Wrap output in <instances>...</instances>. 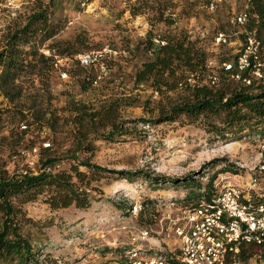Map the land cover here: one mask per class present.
Returning a JSON list of instances; mask_svg holds the SVG:
<instances>
[{
	"label": "rangeland",
	"instance_id": "obj_1",
	"mask_svg": "<svg viewBox=\"0 0 264 264\" xmlns=\"http://www.w3.org/2000/svg\"><path fill=\"white\" fill-rule=\"evenodd\" d=\"M49 1L0 0V49L8 31L23 26L40 4L45 6ZM139 1L141 8L136 16L130 13V4L135 0L54 2L49 21L58 33L40 47V52L49 45L62 47L69 42L75 55L103 49L116 54L107 57L103 73L101 66L84 70L72 58L59 60L47 77L30 75L19 79V101L11 104L0 98V108L10 111L0 124V159L8 161L10 169L25 168L28 147L34 144L40 148L46 142L53 145V153L61 159L59 168L68 169L74 163L66 153L72 145L67 123L69 101L95 109L111 97L139 94V101H143L150 91L143 85L134 88L133 76L145 59L136 47L150 30L162 36L173 31L187 32L205 48L210 68L215 70L221 60L232 59L241 50L243 38L234 17L245 9V0H169L174 8L165 15L171 13L176 19L173 27L154 23V11L142 5L167 0ZM212 2L215 9L209 11L207 7ZM219 33L226 35V43L215 42ZM61 71L66 73L64 79L59 75ZM86 79H95L96 83ZM18 110L25 119H20L19 114L11 117ZM44 113L46 117L55 113L60 118L56 132H49L46 118L40 123L44 125L42 130L34 122L32 114ZM120 114L131 121L149 117L140 106L123 108ZM26 121L30 124L28 133L19 137L17 127ZM130 127V136L114 142L93 141L92 148L78 152L77 157L106 170L130 171L135 174L131 182L115 174L96 175L99 180L91 184V205L85 210L71 206L53 211L42 198L23 207L29 222L23 223L21 234L31 245V264H127L125 254L132 247V237L141 229L163 236L165 229L170 232L167 217L175 218L176 209L189 205L204 192H216L214 184L219 179L236 185L247 182L250 170L258 164L264 141V135L255 134L217 139L200 125L180 122L137 123ZM37 157L31 156L30 161ZM32 168L37 171V163ZM79 170L90 173L84 167ZM243 256L242 264H264L263 256L257 258L256 249L245 248Z\"/></svg>",
	"mask_w": 264,
	"mask_h": 264
},
{
	"label": "trees",
	"instance_id": "obj_2",
	"mask_svg": "<svg viewBox=\"0 0 264 264\" xmlns=\"http://www.w3.org/2000/svg\"><path fill=\"white\" fill-rule=\"evenodd\" d=\"M55 1L50 0L45 6L40 4L36 11L28 16L23 26L8 31L4 37L0 49V98L11 104L22 97L20 78L30 75L47 77L55 70L58 60L68 58L74 60L75 52L70 50L73 44L69 42L64 43L62 47L58 44L49 45L47 49L52 52L51 56H45L40 52V47L58 33V28L49 21ZM171 4V1L167 0L156 1L152 5L145 2L142 5H145V8L150 6L149 9L154 11V23L173 27L176 19L171 13L165 15L166 11L174 8ZM247 4L249 20L245 25L246 29L249 31L255 29L256 35L260 37L264 31V0H248ZM130 8L132 16L139 14L140 1L135 0L130 4ZM253 15H257L258 19L253 18ZM154 40L164 44H156ZM76 41L78 42V38ZM136 50L142 51L145 59L134 73L133 85L134 88L143 85L150 94L141 102L139 94L111 97L96 109L80 102L69 101L67 123L70 124L72 145L66 153L74 163L68 169L59 168L61 159L53 153V145L47 149L39 148L36 174L34 171H29L26 175L17 174L7 166L10 164L8 161L0 159V264L33 262L31 245L21 234L23 223L29 222L23 209L25 205L42 198V202L53 211L71 206L85 210L91 205L90 192L93 191L91 184L99 180L96 175L104 172L115 174L119 179L132 181L135 174L130 171L106 170L88 161L78 160L77 153L90 150L93 141L114 142L116 138H126L132 133L130 125L134 127L137 123L197 124L217 139H226L229 136L245 138L252 134L264 135V84L243 87L229 81L220 68L222 63L231 61L236 56L220 61V67L216 69L219 79L217 86H213L208 80L212 73L208 53L198 39H192L185 31H173L162 36L154 35L150 30L145 39L137 45ZM106 61L107 58H104L97 65L87 68H82L74 62L79 68L90 70L101 64L106 66ZM86 80L90 84L95 81ZM33 82L30 80L29 84ZM44 86L48 89L46 83ZM131 106L142 107L149 117L138 121L122 119L120 113L123 108ZM6 114H10V111L0 108V124ZM16 114L20 115V119H25L19 110L17 113L12 112L11 117H15ZM32 116L34 122L41 125V130L44 125L40 123L46 118L44 122L49 132H56L60 118L55 113H49L48 117L46 113ZM26 125L30 126L27 121ZM27 133L28 130L21 131L18 125L19 137ZM33 147L34 144L28 148ZM55 167H58V170L53 174L44 171L46 168ZM80 167L88 169L90 173L80 171ZM248 248L256 249L258 254L264 257V245L261 247L250 245ZM241 256L245 259L243 251Z\"/></svg>",
	"mask_w": 264,
	"mask_h": 264
},
{
	"label": "built area",
	"instance_id": "obj_3",
	"mask_svg": "<svg viewBox=\"0 0 264 264\" xmlns=\"http://www.w3.org/2000/svg\"><path fill=\"white\" fill-rule=\"evenodd\" d=\"M245 2V9L234 17V24L243 36L241 50L233 60L222 63L220 68L229 81L250 87L264 84V31L258 37L255 29H246L245 25L249 20L248 0ZM207 9L214 11V2ZM252 17L258 19L257 15ZM154 42L164 44L158 40ZM215 42L226 43V35L217 34ZM41 53L45 56L52 54L48 49L41 50ZM115 54L111 49L90 51L75 55L74 61L80 67L87 68ZM210 65L209 62V67ZM99 66L101 73L105 72L104 65ZM59 75L62 79L66 77V73L62 71ZM217 79L219 77L216 70L212 69L208 76L210 84L217 86ZM19 129L26 131L27 125L21 123ZM50 147V143H42V148ZM38 152L39 147L34 146L24 153L25 168L14 171L20 175L34 171L32 166L36 159L30 161V158L38 156ZM57 170L58 167L46 168L44 171L53 174ZM214 186L217 188L216 192H204L189 205L176 209L178 214L175 218L167 217L170 232L165 229L161 236L159 232L152 233L151 229L145 228L132 237V247L125 254L127 264H242L240 257L245 248L250 245L263 246L264 141L258 164L250 170L247 182L236 185L219 179ZM257 258L260 259L259 254Z\"/></svg>",
	"mask_w": 264,
	"mask_h": 264
}]
</instances>
